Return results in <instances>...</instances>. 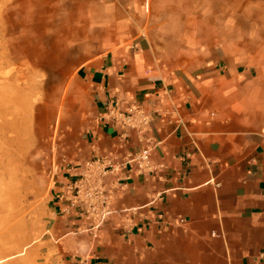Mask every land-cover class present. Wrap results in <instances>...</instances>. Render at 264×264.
<instances>
[{
  "label": "crops",
  "instance_id": "obj_1",
  "mask_svg": "<svg viewBox=\"0 0 264 264\" xmlns=\"http://www.w3.org/2000/svg\"><path fill=\"white\" fill-rule=\"evenodd\" d=\"M16 1L70 74L46 173L0 129V264H264V0ZM95 157L96 228L67 189Z\"/></svg>",
  "mask_w": 264,
  "mask_h": 264
},
{
  "label": "rangeland",
  "instance_id": "obj_2",
  "mask_svg": "<svg viewBox=\"0 0 264 264\" xmlns=\"http://www.w3.org/2000/svg\"><path fill=\"white\" fill-rule=\"evenodd\" d=\"M40 15L34 6L0 0V129L9 131L12 150L19 142L22 147L25 144L31 181L48 171L46 161L56 128L51 105L70 74L66 59L45 60L40 54L36 37L48 30Z\"/></svg>",
  "mask_w": 264,
  "mask_h": 264
},
{
  "label": "built area",
  "instance_id": "obj_3",
  "mask_svg": "<svg viewBox=\"0 0 264 264\" xmlns=\"http://www.w3.org/2000/svg\"><path fill=\"white\" fill-rule=\"evenodd\" d=\"M149 156V150L143 148L138 152L137 157L131 159L138 173L149 168ZM107 166L111 165L106 162V158L95 157L87 163V169H100V173L82 172L67 186L71 192V201L80 208L81 214L85 217L95 216V228L102 224L105 214L109 213L107 209L109 195L103 192L102 184L99 183L100 176L108 171Z\"/></svg>",
  "mask_w": 264,
  "mask_h": 264
}]
</instances>
